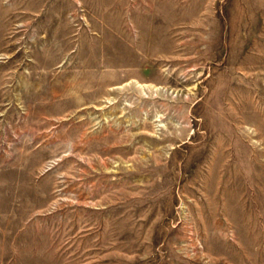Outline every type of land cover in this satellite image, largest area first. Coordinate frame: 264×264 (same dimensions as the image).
Returning <instances> with one entry per match:
<instances>
[{"label":"rangeland","instance_id":"374dc122","mask_svg":"<svg viewBox=\"0 0 264 264\" xmlns=\"http://www.w3.org/2000/svg\"><path fill=\"white\" fill-rule=\"evenodd\" d=\"M0 264H264V0H0Z\"/></svg>","mask_w":264,"mask_h":264}]
</instances>
